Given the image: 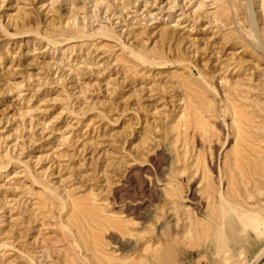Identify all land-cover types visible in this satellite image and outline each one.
<instances>
[{
	"label": "rangeland",
	"instance_id": "obj_1",
	"mask_svg": "<svg viewBox=\"0 0 264 264\" xmlns=\"http://www.w3.org/2000/svg\"><path fill=\"white\" fill-rule=\"evenodd\" d=\"M164 253L264 256V0H0V264Z\"/></svg>",
	"mask_w": 264,
	"mask_h": 264
},
{
	"label": "bare ground",
	"instance_id": "obj_2",
	"mask_svg": "<svg viewBox=\"0 0 264 264\" xmlns=\"http://www.w3.org/2000/svg\"><path fill=\"white\" fill-rule=\"evenodd\" d=\"M219 203V222L215 224V230L211 237V244L217 256H221L222 253L225 252L230 256L232 254V248L238 245L242 237L247 236L249 229L254 226V224L251 225L247 213L233 208L222 195H220ZM173 245L168 251L169 254L172 255L174 253ZM169 254L164 253L162 255L165 258L162 260L163 262L161 264L168 263Z\"/></svg>",
	"mask_w": 264,
	"mask_h": 264
},
{
	"label": "built area",
	"instance_id": "obj_3",
	"mask_svg": "<svg viewBox=\"0 0 264 264\" xmlns=\"http://www.w3.org/2000/svg\"><path fill=\"white\" fill-rule=\"evenodd\" d=\"M202 264H210V263L209 262H204ZM254 264H264V256L258 262L254 263Z\"/></svg>",
	"mask_w": 264,
	"mask_h": 264
}]
</instances>
